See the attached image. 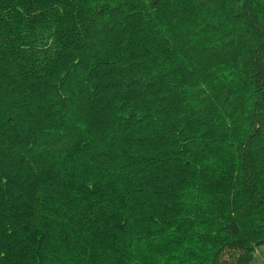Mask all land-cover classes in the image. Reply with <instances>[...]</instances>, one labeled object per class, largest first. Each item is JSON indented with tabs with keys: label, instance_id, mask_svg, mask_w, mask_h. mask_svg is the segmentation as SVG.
<instances>
[{
	"label": "trees",
	"instance_id": "obj_1",
	"mask_svg": "<svg viewBox=\"0 0 264 264\" xmlns=\"http://www.w3.org/2000/svg\"><path fill=\"white\" fill-rule=\"evenodd\" d=\"M73 84L122 101L106 148L65 127ZM125 144L156 154L117 170ZM124 168L147 173L133 193L174 179L190 202L134 219ZM145 224L154 264H264V0H0V264H127Z\"/></svg>",
	"mask_w": 264,
	"mask_h": 264
},
{
	"label": "clouds",
	"instance_id": "obj_2",
	"mask_svg": "<svg viewBox=\"0 0 264 264\" xmlns=\"http://www.w3.org/2000/svg\"><path fill=\"white\" fill-rule=\"evenodd\" d=\"M159 27V25H157ZM119 31V29H117ZM109 41H111V37L107 38ZM195 43V41H193ZM111 43L107 44L105 46L104 51L110 52L111 51ZM102 58L104 60H109L110 57L108 55H103ZM77 60L73 62H77ZM119 67V65H116ZM101 73H103L104 69L100 68L97 69ZM60 72L64 71L63 64L61 65V68L59 70ZM227 75V69L223 71V73H217V76H226ZM77 80H79V77H77ZM108 81L105 80L104 84H106ZM35 83V81L33 82ZM51 84H56L58 83V77L54 76L51 81ZM81 88H83V84H80L77 86L76 84H73V92L75 95L71 96V100L74 101V103H71L68 106L67 113L64 116V125L67 128H71L74 132L80 134L82 137V143L84 141H87L89 138L93 139L96 141V143L102 147L106 148L108 140H105L103 144L100 142L101 138V133L102 132H107L109 126L111 125L112 121L117 117L118 109L120 108L122 101L119 99H113V93L116 92L115 89L112 91H105L103 87H101L99 94L97 95V92L95 91L94 84H89V92L91 95L89 96L88 93H81ZM55 97V92H53L51 95L47 97V102L52 103L53 99ZM109 101H112V107L111 108H106L105 105L108 104ZM56 109H53L55 111ZM124 115H127V113H124ZM60 120V117H56L55 120L49 122L45 121V124L47 125L48 123H53L55 124L56 121ZM145 124H151L154 125L156 132H159L160 126L156 120L153 121H148L145 120ZM140 125L136 124L134 127L129 128L128 132H135L136 128H139ZM49 131H55V132H64V128H52L48 129ZM128 132H125L122 134V136H127ZM147 134H154L153 129L150 127L148 129ZM197 136L199 133L196 134ZM108 139H111L110 134L108 135ZM119 144L120 142L117 141ZM195 143V141H193ZM118 151H121L118 149ZM156 153L153 152L151 149L149 151L145 152L143 147L133 144L131 148H128L127 144L123 146V150L121 151V157L119 160L116 161V169L120 170L124 165L129 163V158L130 157H137V156H154ZM191 158V156L187 157ZM139 167H143V165H140ZM216 167L215 159L213 157H209L207 159H204L203 162L198 166L191 168L190 171L194 173L195 175L192 177L193 179L198 178L201 174V172H211L213 168ZM122 175L125 177L127 180V184L124 186L128 188V192L130 194L129 197V205L130 207L132 205H137L135 209V213H132L133 218L135 219L140 211L141 208L139 205H143V210H144V215L147 217L148 215H151L152 210L148 207V199L149 197L151 198L152 201L156 202L158 205H162L163 203H167L168 201L165 200V197L169 195L171 192L174 197H179L181 201L184 202H190V198L187 196L185 193V189H177L173 192L172 189H169L167 187L168 184H174L176 181L174 179L168 180L165 185H161V191L159 195H152L153 193V188L152 187H147L144 192H136L133 193V189H138L140 185L144 183L140 179L141 175H147V173H139L134 172L132 168H124ZM187 192H190L192 196H196L197 193L194 189L189 188L187 189ZM183 194V195H182ZM135 197V199H132V197ZM189 215L191 214V210L187 209ZM125 216L130 215V212L125 211L124 212ZM184 213L182 212L180 216L174 217L176 220H179L181 216H183ZM153 220L156 222L150 227L152 228L153 232L159 227L160 224V219L153 216ZM131 223V222H130ZM149 227V225H138L135 227H129L125 231L127 232V240L132 241L131 247L128 249V251L132 254L131 258L127 261V264H154V259L155 261H159L160 256L157 255L156 251L146 249L144 244H137L135 242V237L137 236L138 233H143L145 228ZM171 231V229L169 230ZM147 239V237L145 238ZM171 239H175V237H172ZM57 242L55 240L51 241L52 246H56ZM173 248L176 250L173 251ZM183 249H177L175 245H171L169 247V252H171L173 255H180V252ZM75 254V253H74ZM161 254H163L161 252ZM135 257H140L144 259H135ZM183 257H181L182 259ZM175 264H178V261L175 262Z\"/></svg>",
	"mask_w": 264,
	"mask_h": 264
},
{
	"label": "rangeland",
	"instance_id": "obj_3",
	"mask_svg": "<svg viewBox=\"0 0 264 264\" xmlns=\"http://www.w3.org/2000/svg\"><path fill=\"white\" fill-rule=\"evenodd\" d=\"M260 256H261L262 260L264 261V252H260Z\"/></svg>",
	"mask_w": 264,
	"mask_h": 264
}]
</instances>
